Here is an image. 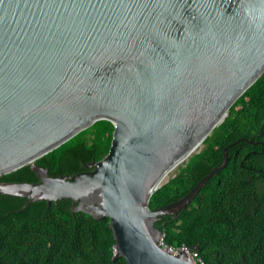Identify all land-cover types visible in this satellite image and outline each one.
Listing matches in <instances>:
<instances>
[{
	"label": "water",
	"instance_id": "water-1",
	"mask_svg": "<svg viewBox=\"0 0 264 264\" xmlns=\"http://www.w3.org/2000/svg\"><path fill=\"white\" fill-rule=\"evenodd\" d=\"M263 72L264 0H0V177L38 178L0 194L107 218L112 261L192 264L157 246L154 223L192 202L226 150L186 196L154 211L149 199ZM101 120L109 150L83 172L35 164Z\"/></svg>",
	"mask_w": 264,
	"mask_h": 264
},
{
	"label": "trees",
	"instance_id": "trees-1",
	"mask_svg": "<svg viewBox=\"0 0 264 264\" xmlns=\"http://www.w3.org/2000/svg\"><path fill=\"white\" fill-rule=\"evenodd\" d=\"M224 122L203 141V148L156 190L148 208L176 202L211 169L212 176L177 217H160L154 227L166 244L197 248L204 264H264V72L229 108ZM113 125L97 121L35 164L50 176L83 172L82 164L108 152ZM29 166L0 177V182L34 183ZM0 194V264H126L114 261L109 220L72 212L67 199L31 202Z\"/></svg>",
	"mask_w": 264,
	"mask_h": 264
},
{
	"label": "built area",
	"instance_id": "built-area-1",
	"mask_svg": "<svg viewBox=\"0 0 264 264\" xmlns=\"http://www.w3.org/2000/svg\"><path fill=\"white\" fill-rule=\"evenodd\" d=\"M157 246L164 252H166L169 255L172 256H183L187 258L192 264H204L201 261V258L199 257L196 250H193V248L187 247L185 245L174 247L171 245H168L165 243L163 237H160L157 242Z\"/></svg>",
	"mask_w": 264,
	"mask_h": 264
}]
</instances>
